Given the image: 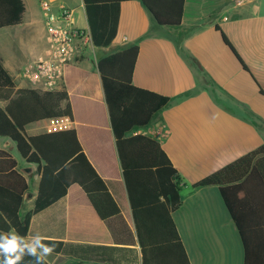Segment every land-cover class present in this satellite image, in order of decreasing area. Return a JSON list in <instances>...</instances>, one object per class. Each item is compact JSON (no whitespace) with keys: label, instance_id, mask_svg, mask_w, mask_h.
I'll return each instance as SVG.
<instances>
[{"label":"crops","instance_id":"1","mask_svg":"<svg viewBox=\"0 0 264 264\" xmlns=\"http://www.w3.org/2000/svg\"><path fill=\"white\" fill-rule=\"evenodd\" d=\"M22 1V22L0 28V60L16 89L41 91L24 70L46 50L44 17L39 0ZM51 2L54 10L58 5L73 9L76 27L90 32L83 0ZM132 44L139 47L133 85L169 97L140 129L167 131L157 142L181 179L182 204L172 219L190 264H243V246L218 187L193 185L264 144V0H184L182 21L171 27L156 24L140 0L122 2L111 44L93 45L63 68L73 120L25 127L28 136L74 130L121 216L100 220L73 184L64 197L32 216L26 237L38 233L62 242L48 264H142L97 69L99 58ZM101 48L112 52L100 54ZM5 106L0 100V108ZM0 150L12 156L27 182L19 210L23 218L37 196V165L26 163L8 138L0 136Z\"/></svg>","mask_w":264,"mask_h":264},{"label":"trees","instance_id":"2","mask_svg":"<svg viewBox=\"0 0 264 264\" xmlns=\"http://www.w3.org/2000/svg\"><path fill=\"white\" fill-rule=\"evenodd\" d=\"M83 1L93 45L109 46L116 36L120 4L129 0ZM140 2L156 24L180 25L184 0ZM24 10L22 0H0V28L20 24ZM223 39L229 45L224 36ZM138 52L137 44L129 45L99 58L97 69L142 264H190L172 219V213L182 204L180 176L157 141L132 134L147 126L169 102V97L133 85ZM0 100L6 102L0 108V136L10 139L22 159L36 164L40 174L34 206L20 218L28 185L12 156L0 150V231L15 230L27 236L32 216L64 197L73 184L83 190L100 220L120 218L118 205L84 154L74 130L26 134L25 127L32 123L73 120L63 85L58 91L16 89L0 60ZM206 186L219 189L243 246V264H264V144L195 183L193 188ZM52 242L59 253L62 242Z\"/></svg>","mask_w":264,"mask_h":264},{"label":"built area","instance_id":"3","mask_svg":"<svg viewBox=\"0 0 264 264\" xmlns=\"http://www.w3.org/2000/svg\"><path fill=\"white\" fill-rule=\"evenodd\" d=\"M46 31V50L30 66L24 75L40 84L42 92L58 91L62 87L63 68L93 49L89 31L75 25L74 10L58 5L54 10L51 0H39ZM132 134H142L155 141L163 139L167 131L162 127L154 130L138 129Z\"/></svg>","mask_w":264,"mask_h":264},{"label":"clouds","instance_id":"4","mask_svg":"<svg viewBox=\"0 0 264 264\" xmlns=\"http://www.w3.org/2000/svg\"><path fill=\"white\" fill-rule=\"evenodd\" d=\"M55 249L54 242L38 233L28 238L15 230L0 231V264H47Z\"/></svg>","mask_w":264,"mask_h":264},{"label":"rangeland","instance_id":"5","mask_svg":"<svg viewBox=\"0 0 264 264\" xmlns=\"http://www.w3.org/2000/svg\"><path fill=\"white\" fill-rule=\"evenodd\" d=\"M84 26H85V24H84ZM102 50H99V52L98 53H100V54H108L109 52H112V51H108V49L109 48H101ZM112 50V49H111Z\"/></svg>","mask_w":264,"mask_h":264}]
</instances>
